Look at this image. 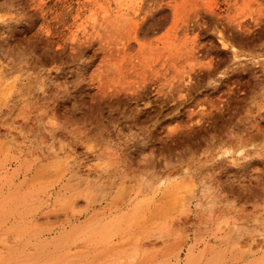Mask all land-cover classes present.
<instances>
[{"label": "rangeland", "instance_id": "1", "mask_svg": "<svg viewBox=\"0 0 264 264\" xmlns=\"http://www.w3.org/2000/svg\"><path fill=\"white\" fill-rule=\"evenodd\" d=\"M0 264H264V0H0Z\"/></svg>", "mask_w": 264, "mask_h": 264}, {"label": "bare ground", "instance_id": "2", "mask_svg": "<svg viewBox=\"0 0 264 264\" xmlns=\"http://www.w3.org/2000/svg\"><path fill=\"white\" fill-rule=\"evenodd\" d=\"M56 58V57H55ZM8 84V83H7ZM57 168V167H56ZM226 180H227V178H226ZM188 183V182H187Z\"/></svg>", "mask_w": 264, "mask_h": 264}]
</instances>
